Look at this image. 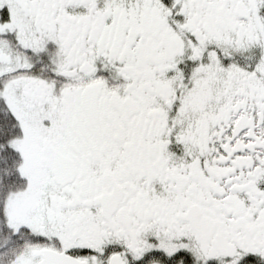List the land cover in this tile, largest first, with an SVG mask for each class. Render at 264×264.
<instances>
[{
  "label": "snow or ice",
  "instance_id": "snow-or-ice-1",
  "mask_svg": "<svg viewBox=\"0 0 264 264\" xmlns=\"http://www.w3.org/2000/svg\"><path fill=\"white\" fill-rule=\"evenodd\" d=\"M0 264H264V0H0Z\"/></svg>",
  "mask_w": 264,
  "mask_h": 264
}]
</instances>
